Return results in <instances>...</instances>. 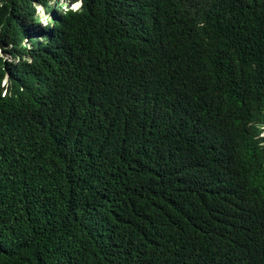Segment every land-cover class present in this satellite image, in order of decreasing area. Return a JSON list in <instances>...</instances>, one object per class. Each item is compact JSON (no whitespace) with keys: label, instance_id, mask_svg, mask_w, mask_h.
Wrapping results in <instances>:
<instances>
[{"label":"trees","instance_id":"1","mask_svg":"<svg viewBox=\"0 0 264 264\" xmlns=\"http://www.w3.org/2000/svg\"><path fill=\"white\" fill-rule=\"evenodd\" d=\"M81 1L0 0V264H264L213 59L256 1Z\"/></svg>","mask_w":264,"mask_h":264},{"label":"clouds","instance_id":"2","mask_svg":"<svg viewBox=\"0 0 264 264\" xmlns=\"http://www.w3.org/2000/svg\"><path fill=\"white\" fill-rule=\"evenodd\" d=\"M255 1L257 10L264 16V0ZM50 4L57 7L56 12L68 13L79 11L82 1L68 0L58 5L50 0ZM38 8L50 16L51 22V14L36 5L38 23H42L43 18L38 15ZM247 43L223 45L215 51L213 59L217 75L228 80L224 101L235 132V157L243 183L256 200L257 208L264 212V70L260 67L264 66V39L254 42L260 48L257 54L253 47L245 45ZM252 74L259 77L260 83L253 84L249 80Z\"/></svg>","mask_w":264,"mask_h":264},{"label":"rangeland","instance_id":"3","mask_svg":"<svg viewBox=\"0 0 264 264\" xmlns=\"http://www.w3.org/2000/svg\"><path fill=\"white\" fill-rule=\"evenodd\" d=\"M68 0H53V2L57 3L58 5H62V3L64 4V2H67ZM38 15H41L42 18V23L40 22V24L45 25L47 22H50V16L44 12V10L42 8H38ZM22 44H27L26 41H23Z\"/></svg>","mask_w":264,"mask_h":264},{"label":"snow or ice","instance_id":"4","mask_svg":"<svg viewBox=\"0 0 264 264\" xmlns=\"http://www.w3.org/2000/svg\"><path fill=\"white\" fill-rule=\"evenodd\" d=\"M75 7H79V5H76Z\"/></svg>","mask_w":264,"mask_h":264}]
</instances>
